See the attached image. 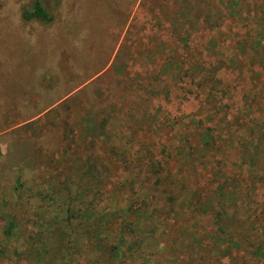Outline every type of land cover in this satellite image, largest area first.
<instances>
[{
  "label": "trees",
  "instance_id": "1",
  "mask_svg": "<svg viewBox=\"0 0 264 264\" xmlns=\"http://www.w3.org/2000/svg\"><path fill=\"white\" fill-rule=\"evenodd\" d=\"M232 1L231 17H239L241 8L252 9L245 0ZM256 3L259 25L252 37L237 42L238 47L248 46L254 52L225 55V41L214 45L212 38L211 45L207 42L201 52H193L186 71L180 65L171 73L172 64L141 86V103L156 102L145 115L157 126L155 131L151 124L144 129L148 139L131 146L113 141L122 135L112 132L111 124L105 128L106 120L99 134L106 150L93 140L98 147L95 161L81 144L84 153L77 157L88 177L83 189L64 180L50 182V193H15L13 201L5 200L9 215L1 222L0 264H51L53 255L59 257L56 264H76L68 256L82 239L96 250L94 264H152V258L163 255L171 264H186L190 248L211 252L215 242L225 244L226 256L236 249H244L248 258L261 252V237L250 236L249 227H242L260 220L264 229V212L242 208L247 188L255 183L258 186L254 187L264 188V82L250 81V74L264 78V0ZM201 4L202 0H182L180 18L190 28L199 29L204 14L201 24L216 37L221 35L222 8L207 10ZM21 17L27 23L53 22L38 0ZM251 64L258 68H250ZM227 71L234 78L232 83L225 79ZM184 76L191 79L190 85L180 84ZM166 78L180 84L179 102L199 105L194 113L172 116L163 110L157 101L167 102L173 92L169 83H163ZM234 155L240 161L236 177L224 169L233 165ZM229 180L240 181L242 194L225 188ZM23 187L16 180L15 191ZM41 202H48L49 210L55 207L53 214ZM205 218L211 220L213 235L202 225ZM199 259L194 264H205L207 257Z\"/></svg>",
  "mask_w": 264,
  "mask_h": 264
},
{
  "label": "rangeland",
  "instance_id": "2",
  "mask_svg": "<svg viewBox=\"0 0 264 264\" xmlns=\"http://www.w3.org/2000/svg\"><path fill=\"white\" fill-rule=\"evenodd\" d=\"M34 1L0 0V232L1 222L9 215L5 213V200L13 201L15 193H50V182L64 180L83 189L87 170L77 156L84 153L83 145L95 161L98 147L93 140L99 149L106 150L99 138L106 120L105 128L111 124L109 129L122 135L113 141L131 146L148 139L144 129L151 124L155 131L157 126L145 115L156 102L150 106L141 103L144 93L139 89L143 84L155 79L157 73L164 74L172 64L171 73L180 65L186 71L193 52H201L212 38L214 45L225 41V55L254 52L248 46L238 47L237 42L252 37L259 25L254 11L258 0H245L252 9L241 8L239 17L229 14L232 0H202L204 9L215 6L223 10L222 34L217 37L201 24L204 14L199 29L184 24L179 16L182 0H38L53 17L50 25L23 21L22 13L30 11ZM241 59L244 63L245 55ZM228 72L225 79L232 83L234 78ZM181 78V85H190L189 77ZM252 80L264 82L263 76L250 74ZM163 83L173 89L167 102L157 101L166 113L187 115L198 109L191 98L188 103L179 102L180 84L176 79L166 78ZM232 159L233 165L227 164L224 169L236 177L240 161L235 155ZM111 165L116 168L115 162ZM18 179L24 187L16 192ZM239 182L229 180L224 186L242 194ZM254 186L243 192L247 197L242 208L264 212V188ZM41 203L53 214L55 207L49 210L48 202ZM259 221L242 225L249 227L250 236L261 237V252L251 258L244 249L226 256L225 244L215 242L211 252H202L201 247L192 252L190 248L185 263H197L204 256L205 264H264V229ZM202 225L214 234L210 218H205ZM76 247L68 257L72 255L76 264H94L96 250L90 241L82 239ZM57 259L53 255L51 264ZM152 259V264H171L164 255Z\"/></svg>",
  "mask_w": 264,
  "mask_h": 264
}]
</instances>
